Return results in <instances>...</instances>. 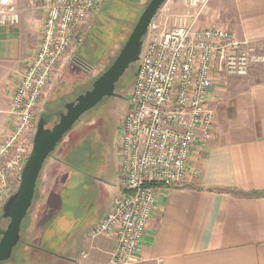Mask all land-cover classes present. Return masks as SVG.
<instances>
[{
  "label": "crops",
  "instance_id": "crops-1",
  "mask_svg": "<svg viewBox=\"0 0 264 264\" xmlns=\"http://www.w3.org/2000/svg\"><path fill=\"white\" fill-rule=\"evenodd\" d=\"M170 2L177 12L187 11L183 0ZM17 3L19 24L0 26V142L12 131L10 101L19 74L36 52L40 33L28 0ZM198 26H216L249 41L263 61L252 65L246 76L216 78L208 101L213 133L204 146L196 141L188 163L197 175L161 191L144 241L129 264H264V0H209ZM67 62L68 56L46 93ZM72 154L61 151L59 156L78 161L79 152L73 158ZM58 160L48 158L39 176L43 178L39 209L50 211L40 224L68 208L69 220L78 230L60 243L61 253L44 255L36 250L34 264H109L113 237L90 238L88 232L120 197L119 181L110 188L105 181L108 173L86 177L58 168L62 166ZM58 176L62 182L53 192ZM40 233L38 246L44 238Z\"/></svg>",
  "mask_w": 264,
  "mask_h": 264
},
{
  "label": "built area",
  "instance_id": "built-area-1",
  "mask_svg": "<svg viewBox=\"0 0 264 264\" xmlns=\"http://www.w3.org/2000/svg\"><path fill=\"white\" fill-rule=\"evenodd\" d=\"M103 1L28 0L41 15L40 33L10 101L12 131L0 142V209L18 187L51 78L77 43L78 28ZM208 3L183 0L189 14L145 41L117 143L121 194L88 232L90 238L113 237L109 264L134 261L161 191L197 175L188 163L196 141L204 146L213 133L208 101L216 78L246 76L263 61L249 41L198 26ZM20 19L17 0H0L1 27H15Z\"/></svg>",
  "mask_w": 264,
  "mask_h": 264
},
{
  "label": "rangeland",
  "instance_id": "rangeland-1",
  "mask_svg": "<svg viewBox=\"0 0 264 264\" xmlns=\"http://www.w3.org/2000/svg\"><path fill=\"white\" fill-rule=\"evenodd\" d=\"M149 1L104 0L101 6L87 17L78 28L77 43L67 55L68 62L65 68L54 80L49 92L45 94L39 112L47 110L51 100H53L52 104L66 105L91 89L94 80L114 61ZM173 3L170 2L168 5L166 1L157 12L146 41L171 29L179 16L189 14L188 10L177 12L173 8ZM32 13L37 16L33 17V23L38 21L40 24L41 15L33 8ZM137 68V64L130 65L117 84L116 92H120L124 100L104 98L72 127H76L81 121L76 127L79 129V160L72 162L70 159H60L61 143L57 145L51 157L59 159V164L63 161L73 164L72 166L76 167H70L72 171H77L86 177L96 178L100 174L108 173L105 181L110 188H116L118 183L117 143ZM61 167L64 168V166L58 168L61 169ZM61 179V176L57 177L55 186L52 188L53 192L59 190ZM37 183L32 205L21 225L19 243L14 248L10 260L4 264H34L37 261L34 246L39 244L41 231L44 234L41 244L45 250L44 253L58 254L61 253L60 243L66 242L65 240L78 230L76 223L69 220L68 208L64 209L58 218L54 217L45 225L40 224L45 217H49L50 211L40 212L39 204L42 200L40 188L43 178H39ZM75 219L79 221V218ZM8 222V220L2 221L1 228L5 229Z\"/></svg>",
  "mask_w": 264,
  "mask_h": 264
},
{
  "label": "water",
  "instance_id": "water-1",
  "mask_svg": "<svg viewBox=\"0 0 264 264\" xmlns=\"http://www.w3.org/2000/svg\"><path fill=\"white\" fill-rule=\"evenodd\" d=\"M167 0H150L131 30L114 61L92 83L91 89L65 105L66 112H39L32 136L31 149L20 174L17 189L9 195L0 210V264L10 260L20 240L21 225L35 195L43 165L63 139V136L95 108L104 98H114L115 87L130 65L140 61L146 37L153 19ZM54 116L57 124L48 128ZM8 220L5 229L1 222Z\"/></svg>",
  "mask_w": 264,
  "mask_h": 264
},
{
  "label": "flooded vegetation",
  "instance_id": "flooded-vegetation-1",
  "mask_svg": "<svg viewBox=\"0 0 264 264\" xmlns=\"http://www.w3.org/2000/svg\"><path fill=\"white\" fill-rule=\"evenodd\" d=\"M116 89L115 88V93L118 95L117 97H114L115 99H118V100H124V96H122L120 94V92H116ZM53 100H51V102H49L48 104V107L46 108L47 110L46 111H49V112H57V111H62L63 113L66 112V109H65V105H61V104H52ZM72 102H75V100H73ZM71 102V103H72ZM52 104V105H51ZM59 121V116H54L53 120L51 121V123L48 125V128H52V126H54L55 124H57ZM81 122V121H80ZM79 122V123H80ZM79 123L77 126H79ZM76 126V127H77ZM71 128V130L69 132H67L64 136H63V139L61 140V151H64V153L66 154L67 152L70 153V155L73 153L75 154L76 152H79V146H78V149L75 147V144L76 142H79V129L78 128ZM72 154V158L74 157ZM62 166H64L65 169H67V172L68 171H72V168L70 167H76V166H72L70 164H67L66 162H62L61 163ZM77 172V171H75Z\"/></svg>",
  "mask_w": 264,
  "mask_h": 264
},
{
  "label": "trees",
  "instance_id": "trees-1",
  "mask_svg": "<svg viewBox=\"0 0 264 264\" xmlns=\"http://www.w3.org/2000/svg\"><path fill=\"white\" fill-rule=\"evenodd\" d=\"M78 64V63H77ZM79 66V65H78ZM115 88H117V85H116V87ZM30 247H33V246H30ZM34 249L35 250H38V251H40V252H42V254H44V255H48V254H45L44 252H45V250L41 247V246H34ZM4 264V263H3Z\"/></svg>",
  "mask_w": 264,
  "mask_h": 264
}]
</instances>
